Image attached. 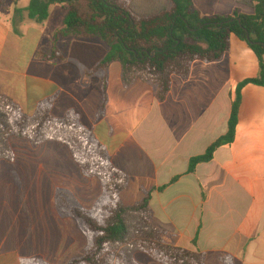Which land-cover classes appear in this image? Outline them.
I'll list each match as a JSON object with an SVG mask.
<instances>
[{
	"label": "crops",
	"instance_id": "0c3cea01",
	"mask_svg": "<svg viewBox=\"0 0 264 264\" xmlns=\"http://www.w3.org/2000/svg\"><path fill=\"white\" fill-rule=\"evenodd\" d=\"M16 5L3 11L7 17L0 15V95L28 116L46 99L52 100V117L77 115L106 149L112 165L129 178L122 203L132 206L152 191L150 220L163 231L167 245L203 254L205 264H264V87L242 88L233 143L188 171L190 159L203 155L227 132L237 84L257 76L251 49L232 35L229 51L219 61L193 62L187 79L172 76L163 102L152 83L124 86L120 64L112 63L106 73L104 113L98 116L103 74L87 73L106 55V44L72 37L53 42L66 4L50 5L43 24L28 20L26 14L21 20L14 17ZM214 5L208 11L193 0L201 17H211ZM53 11H60L58 20L47 28ZM28 37L34 39L33 49L22 57ZM52 48L61 54L60 60L38 56L39 50ZM12 147L14 160L0 164V264L33 258L66 264L81 257L84 229L62 211L56 193L68 190L61 182H71L89 209L101 194L99 182L84 177L58 143L32 148L13 140ZM40 150V156L35 154ZM88 183L94 184L82 189ZM135 262L156 264L148 256Z\"/></svg>",
	"mask_w": 264,
	"mask_h": 264
},
{
	"label": "trees",
	"instance_id": "16d2710c",
	"mask_svg": "<svg viewBox=\"0 0 264 264\" xmlns=\"http://www.w3.org/2000/svg\"><path fill=\"white\" fill-rule=\"evenodd\" d=\"M17 1L0 0V12ZM68 1L72 0H30L25 9H14V17L21 20L26 14L28 20L43 24L50 5L66 4V15L53 34V42L72 37L96 38L106 44V55L87 73L103 74L98 116L103 115L107 101L106 73L110 64H120L124 86L136 81L152 83L157 87L158 101L163 102L172 76L187 79L193 62L219 61L229 51L232 35L244 42L257 59V76L237 84L227 132L203 155L190 159L189 173L198 164L210 162L218 148L233 143L242 88L248 84L264 87V0H217L211 17H201L193 0ZM38 56L49 61L61 59L54 48L39 50ZM51 104V99L41 101L33 115L28 116L0 95V164L14 160L11 138L25 139L32 147L58 143L66 147L84 177L99 182L101 194L90 209L65 204L64 194L58 201L62 211L81 222L87 238L84 255L66 264H136L133 253H143L156 264H205L203 254L164 242L163 231L150 220L152 191L132 206L122 203L120 195L127 189L129 178L112 165L106 149L77 115L68 112L62 118H54ZM121 246L125 247L120 249ZM21 264L48 263L33 258Z\"/></svg>",
	"mask_w": 264,
	"mask_h": 264
},
{
	"label": "rangeland",
	"instance_id": "374dc122",
	"mask_svg": "<svg viewBox=\"0 0 264 264\" xmlns=\"http://www.w3.org/2000/svg\"><path fill=\"white\" fill-rule=\"evenodd\" d=\"M28 1L29 0H18V3H17V5L15 6L16 8H21V7H23V6H25L27 3H28ZM215 1L216 0H197V3L198 4H201L203 7H204V9L205 10H208V11H211L212 10V7H213V5H214V3H215ZM6 5H8V3L6 4ZM10 5H8V7H9ZM13 7H14V5H13ZM59 12L60 11H53L52 12V16H51V19H50V21H48V23H47V28H51V26H53V24H55V22H57V20H58V14H59ZM0 15H1V17L3 18H5V17H7V13H5V12H0ZM8 21H9V25L11 26V27H13V31H15L14 30V23L12 22V20H9V18H8ZM12 37H14V35H12ZM33 45H34V39L32 38V37H28L25 41H24V43H23V45L21 46V53H22V57H28L29 55H30V53H31V51H32V49H33ZM13 140H19V139H16V138H11L10 139V141H9V144H10V146H11V149L13 150V147H12V141ZM20 141H26L27 143H28V141L27 140H25V139H23V140H20ZM29 144V143H28ZM29 146H30V144H29ZM30 147H32V146H30ZM32 148H35V147H32ZM42 152H43V150H40V151H37L35 154H37V155H41L42 154ZM14 153V152H13ZM66 154V153H65ZM37 155H35V156H37ZM67 156V155H66ZM62 163H63V158H62V156H61V154L59 153V165H61V167H62ZM71 166H73V168H74V170H77V168L71 163ZM91 184H94V183H88L87 185H85V186H82V189H86V190H88V189H90V187H91ZM60 186H61V188H64V187H66V189H68L67 190V192H64V191H57V193H56V198H59L60 199V197L62 196V194H64V195H66V203L65 204H67V205H79L80 207H87V204H85L84 202V200L83 199H81L80 198V192H78V190H77V188H76V185H74L73 183H71V182H61L60 184H59ZM96 189H97V187H96ZM95 190V189H94ZM82 195V194H81ZM92 197H94V196H92ZM97 200V199H96ZM83 207V208H84ZM84 209H87V208H84ZM90 209V208H89ZM80 222V221H79ZM81 223V222H80ZM81 226H82V224H81ZM83 227V226H82ZM84 237H85V241H86V245H87V238H86V236H85V233H84ZM125 246H121L120 247V249H123ZM85 249H86V247H85ZM85 253V252H84ZM84 255V254H83ZM82 255V256H83ZM81 256V257H82ZM146 256L147 255H145V254H143V253H133L132 254V256L131 257H133V260H134V262H135V260L136 261H142L144 258H146ZM75 258H80V257H75ZM75 258H72V259H75ZM72 259H70V260H72ZM69 260V261H70ZM68 261V262H69ZM67 262V263H68ZM136 263V262H135ZM49 264V263H48Z\"/></svg>",
	"mask_w": 264,
	"mask_h": 264
},
{
	"label": "water",
	"instance_id": "95a60500",
	"mask_svg": "<svg viewBox=\"0 0 264 264\" xmlns=\"http://www.w3.org/2000/svg\"><path fill=\"white\" fill-rule=\"evenodd\" d=\"M74 0H72V1H68V4H70V3H72Z\"/></svg>",
	"mask_w": 264,
	"mask_h": 264
}]
</instances>
